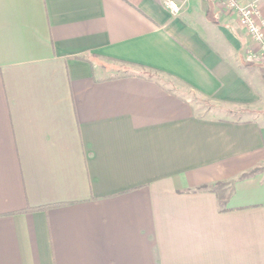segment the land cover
Here are the masks:
<instances>
[{"label": "crops", "instance_id": "0c3cea01", "mask_svg": "<svg viewBox=\"0 0 264 264\" xmlns=\"http://www.w3.org/2000/svg\"><path fill=\"white\" fill-rule=\"evenodd\" d=\"M175 1L0 0V264H264V61Z\"/></svg>", "mask_w": 264, "mask_h": 264}, {"label": "built area", "instance_id": "2783aa9c", "mask_svg": "<svg viewBox=\"0 0 264 264\" xmlns=\"http://www.w3.org/2000/svg\"><path fill=\"white\" fill-rule=\"evenodd\" d=\"M224 11L235 14L242 29L247 33L251 47L248 49L247 60L264 61V17L257 0H212ZM164 4L173 13L180 12L175 0H164Z\"/></svg>", "mask_w": 264, "mask_h": 264}, {"label": "rangeland", "instance_id": "374dc122", "mask_svg": "<svg viewBox=\"0 0 264 264\" xmlns=\"http://www.w3.org/2000/svg\"><path fill=\"white\" fill-rule=\"evenodd\" d=\"M192 100L196 104H201L200 106L202 107L199 111L200 114H204L207 116H228V117H241V118H253L256 116H260L258 112H242V110H239V108L232 110V108H226L224 107L223 103L216 102L214 100H210L201 96H196L192 95L191 96ZM198 106V105H197ZM212 108V109H210ZM264 170V168H262Z\"/></svg>", "mask_w": 264, "mask_h": 264}]
</instances>
